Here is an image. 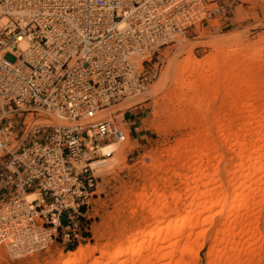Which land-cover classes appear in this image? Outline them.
<instances>
[{"label":"built area","instance_id":"1","mask_svg":"<svg viewBox=\"0 0 264 264\" xmlns=\"http://www.w3.org/2000/svg\"><path fill=\"white\" fill-rule=\"evenodd\" d=\"M233 3L0 0V249L22 257L88 239L92 164L139 130L105 111L142 95L160 50L224 25Z\"/></svg>","mask_w":264,"mask_h":264},{"label":"bare ground","instance_id":"2","mask_svg":"<svg viewBox=\"0 0 264 264\" xmlns=\"http://www.w3.org/2000/svg\"><path fill=\"white\" fill-rule=\"evenodd\" d=\"M259 43L249 44L240 37L209 40L202 44L210 46L215 54L198 60L188 52L173 64L174 79L167 95H173L176 104L185 107L176 121L182 128H196L187 134L183 147L173 148L170 154L182 170L192 171L191 177L186 174L192 184L191 188L188 181L185 184L187 208L183 214H178L175 205L164 212L166 199L152 205L149 215L155 222L144 232L127 237L124 247L111 253L101 249L99 260L89 264H198V247L206 237L210 239L207 264L260 263L254 253L258 240L254 232L257 209L264 206V73L253 71L264 68V55H260L264 48ZM228 67L232 70L225 77L232 85H228L226 96L223 94L226 98L222 97L218 109L209 108L206 99L198 97L202 87L216 82L215 75L205 73H219ZM167 75L161 76L155 92L163 88ZM223 107L240 119H232L228 113V118H221ZM219 147H226L228 156L224 157ZM115 148L103 147L101 153L115 152ZM116 153L121 154L122 149ZM106 164L102 160L92 166ZM215 219L219 221L215 223ZM257 235L264 242V236ZM94 250L80 246L57 259L56 264H87Z\"/></svg>","mask_w":264,"mask_h":264},{"label":"rangeland","instance_id":"3","mask_svg":"<svg viewBox=\"0 0 264 264\" xmlns=\"http://www.w3.org/2000/svg\"><path fill=\"white\" fill-rule=\"evenodd\" d=\"M233 2L231 8L226 11L229 14L224 25L218 19L212 20L209 25L199 27L197 38L193 37L192 31L191 37L180 39L177 43L161 49L160 56L153 68L154 78L144 93L131 102L126 100L107 110L108 115L104 117H115L119 123L123 119L135 121L131 118H138L136 123L139 125V130L134 135L136 136L134 139L130 137L129 142L116 146L113 156L105 159L106 165L94 167L97 182L96 188H93L95 190L92 199L94 206L91 213V233L88 239L68 249L54 245L46 252L18 258H11L3 249H0V264H56L57 259L65 258L67 253H74L80 246L95 248L90 259L87 260V264H89L94 259L99 260L101 249H107L111 253L119 247H124L127 237L144 232L149 225L155 222L149 215V209L163 199H166L164 212L173 209L175 205L174 209L178 214L184 213L189 201L187 197L189 193L186 192L185 184L187 181V184L191 182L186 174L191 177L192 171L182 170L174 161L175 159L170 157V154L173 148L183 147L182 144L186 137L194 131L195 127H191L192 129L190 127L182 128L176 121L179 116L178 112L185 107L177 105L173 95L172 97L167 95L168 88L174 79L172 68L173 64L175 65V62L186 57L188 52H191L198 60H204L215 54L210 46L202 44L209 40L240 37L249 44L260 42L259 45L264 48V0H233ZM260 55H264V52ZM229 70L232 68H225L219 73L214 71L205 73L206 75H215V82H218L217 85L220 83L218 88L215 86L216 83H209L201 88L198 98L201 99V96L205 98L204 102L210 106L209 108L218 109L223 100L222 97L226 98V89L228 85L229 87L232 85V81L225 77L230 72ZM253 71L262 75L264 68L261 67V69ZM165 73L169 75H167L163 88L155 92L156 86L160 84L161 76ZM216 106L217 108H215ZM230 113L226 107L225 109L223 107L220 110V117L240 119L238 117L240 115L236 114L235 116V113ZM213 135L215 136V133ZM216 143L218 145V139ZM120 149H122V153L117 154L116 152ZM219 149L224 157L228 156L226 147H219ZM157 166L160 168L156 170ZM189 186L191 188L192 184ZM141 196L142 198H140ZM176 198L181 200L176 201ZM257 212L259 214L255 216V237H259L257 234L264 236V206L257 209ZM218 221L219 219H215L214 222ZM258 237L254 253L260 257L258 264H264V242ZM209 241L210 239L206 237L200 243H203V246L198 247V264H207L205 255L210 247ZM73 248L74 250L70 251Z\"/></svg>","mask_w":264,"mask_h":264},{"label":"crops","instance_id":"4","mask_svg":"<svg viewBox=\"0 0 264 264\" xmlns=\"http://www.w3.org/2000/svg\"><path fill=\"white\" fill-rule=\"evenodd\" d=\"M131 119H134V120H135V122L138 120V118H136V117H134V118H131ZM130 137H131L132 139H134L136 136H134V135L130 134Z\"/></svg>","mask_w":264,"mask_h":264},{"label":"trees","instance_id":"5","mask_svg":"<svg viewBox=\"0 0 264 264\" xmlns=\"http://www.w3.org/2000/svg\"><path fill=\"white\" fill-rule=\"evenodd\" d=\"M74 250V248L73 249H70V251H73Z\"/></svg>","mask_w":264,"mask_h":264}]
</instances>
